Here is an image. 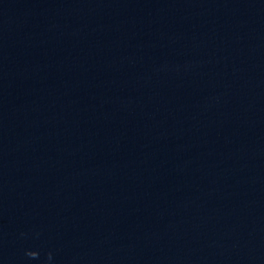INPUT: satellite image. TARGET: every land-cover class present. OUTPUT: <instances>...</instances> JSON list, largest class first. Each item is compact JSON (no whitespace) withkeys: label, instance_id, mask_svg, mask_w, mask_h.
<instances>
[{"label":"water","instance_id":"95a60500","mask_svg":"<svg viewBox=\"0 0 264 264\" xmlns=\"http://www.w3.org/2000/svg\"><path fill=\"white\" fill-rule=\"evenodd\" d=\"M0 264H264V0H0Z\"/></svg>","mask_w":264,"mask_h":264}]
</instances>
